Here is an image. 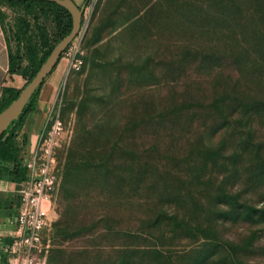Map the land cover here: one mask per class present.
Wrapping results in <instances>:
<instances>
[{"label": "rangeland", "instance_id": "1", "mask_svg": "<svg viewBox=\"0 0 264 264\" xmlns=\"http://www.w3.org/2000/svg\"><path fill=\"white\" fill-rule=\"evenodd\" d=\"M1 6L27 70L30 38L40 56L60 41L53 14ZM26 80L19 74L18 85ZM45 113L57 122L59 174L46 264L64 196L75 193L94 261L264 264V0H91L18 133L29 135L25 157ZM72 145L76 160L100 168L63 193ZM17 188L7 192L11 205ZM12 208L0 214V264L11 257Z\"/></svg>", "mask_w": 264, "mask_h": 264}, {"label": "trees", "instance_id": "2", "mask_svg": "<svg viewBox=\"0 0 264 264\" xmlns=\"http://www.w3.org/2000/svg\"><path fill=\"white\" fill-rule=\"evenodd\" d=\"M0 1L1 4L5 3L13 7H22L28 13L34 12L37 7H39L41 10H44L46 13L47 12L52 13L53 22L55 24V28L56 31L58 32L60 40L68 33H70L72 29L73 21H72L71 13L66 8L62 7L61 5H59L54 1H50V0H0ZM89 2L90 0H84V5L87 6ZM1 4H0V19L1 21H3L2 18L3 11ZM31 40L32 39L30 38L26 52V56L29 61L27 70L21 67V62L19 59L20 55H14L13 52L10 53V72L21 74L24 77H26L27 80L26 83L23 85V87H25L27 83H29L34 78L37 71L41 67L42 63L47 59L52 49L56 45L55 44L50 46V48L40 56L39 55L40 43L38 41L32 43ZM43 84L40 87H38L37 90L34 92L32 98L29 100L26 107L24 108V111L21 114L20 118L18 120L13 121L10 127L8 128V130L4 132L0 138V179L15 182L17 186L27 177V169L24 165V161H25L27 137L29 139V135L27 133H24L25 136L24 139L22 141H19L18 133L19 131L22 130L27 116L36 110L39 95ZM23 87L21 88L15 86L4 87L2 99L0 102V112L3 111L7 106H9L11 102L19 96L20 91ZM75 149H76L75 145H72L70 149V154L72 153V157L70 156L69 160L66 163V168H65V182L62 188L63 193L67 191L65 184L67 185L72 178L78 176L79 173H82V171L89 170L93 174L99 172L100 166L95 164L83 165L82 163L83 161L76 160L75 154L77 153L76 152L77 149L76 150ZM207 155H209V157L216 156L215 152L211 150L207 151ZM82 181L83 183L85 182L84 179H82ZM97 187L98 186L95 185L94 189ZM91 196L93 197L92 194L88 195V197ZM82 197L83 195L78 193H75L70 198L64 196L66 202V209L64 211L65 215H64V219L60 220L58 224L59 231L55 235L54 247L51 249L50 264H114V263H109L106 259L100 261L99 260L94 261V256H96V253L99 251V249L97 244H95L94 241L90 239L91 236L90 232L92 231V228L89 227V225H87L86 223H82L83 221L79 220L75 212V208L78 205L80 206L82 202L81 201ZM13 200L14 199H6V200L0 199V208L7 209L8 211V209L13 206L11 215L14 216L17 213V209L19 206L18 195L16 197V205H11L12 204L11 202H13ZM78 221H80L79 224H76L75 222ZM80 237L84 239L83 241H81L82 243L81 242L79 243V245L72 242L76 238L79 239ZM7 242H12V238H7ZM3 262H5V258H3ZM125 263H126V259L124 258L121 261V264H125Z\"/></svg>", "mask_w": 264, "mask_h": 264}, {"label": "built area", "instance_id": "3", "mask_svg": "<svg viewBox=\"0 0 264 264\" xmlns=\"http://www.w3.org/2000/svg\"><path fill=\"white\" fill-rule=\"evenodd\" d=\"M56 129L54 116H48L38 145L25 157L27 177L17 188L19 206L13 216L15 235L4 248L11 253L7 264H46L49 251L46 234L52 226L51 204L59 184L55 166Z\"/></svg>", "mask_w": 264, "mask_h": 264}, {"label": "water", "instance_id": "4", "mask_svg": "<svg viewBox=\"0 0 264 264\" xmlns=\"http://www.w3.org/2000/svg\"><path fill=\"white\" fill-rule=\"evenodd\" d=\"M66 8L72 15L73 26L52 49L50 55L42 63L34 78L27 83L20 91L19 96L9 106L0 112V138L8 130L11 123L18 120L24 111L34 92L40 87L45 79L53 72L59 64L63 53L67 50L72 41L77 37L82 27V20L85 5H78L74 0H50Z\"/></svg>", "mask_w": 264, "mask_h": 264}, {"label": "crops", "instance_id": "5", "mask_svg": "<svg viewBox=\"0 0 264 264\" xmlns=\"http://www.w3.org/2000/svg\"><path fill=\"white\" fill-rule=\"evenodd\" d=\"M75 3L78 5L80 3H84V0H74ZM12 52V47L8 41L7 34L4 31L2 21L0 19V102L2 99L3 89L6 86H15L20 88L21 86L18 85L19 82V74L17 73H11L10 72V53ZM32 114V113H30ZM47 113L40 119L41 127L45 122ZM38 119V121H39ZM38 132H35L32 134L31 141L33 143L32 147L34 146V143L37 141L38 138ZM17 184L15 182H11L8 180L0 179V199L6 200L7 192L12 188V186H16ZM7 209L0 208V214L2 215ZM6 217H1V228H4L3 230H7L8 226ZM4 226V227H3Z\"/></svg>", "mask_w": 264, "mask_h": 264}]
</instances>
